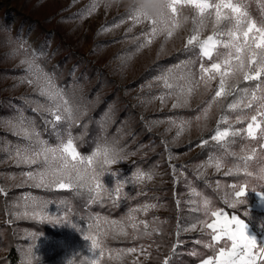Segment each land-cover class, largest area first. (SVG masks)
I'll return each mask as SVG.
<instances>
[{
    "label": "rangeland",
    "instance_id": "374dc122",
    "mask_svg": "<svg viewBox=\"0 0 264 264\" xmlns=\"http://www.w3.org/2000/svg\"><path fill=\"white\" fill-rule=\"evenodd\" d=\"M234 2L244 8L250 19L258 24L264 22V0ZM133 5H138L135 0H0V187L9 192L7 197L0 196V258L8 254V234L12 231L21 264H28L29 259L31 264H93L90 241L71 225L86 229L93 222L90 218L101 217L117 223L106 226L109 235L105 239L104 255L94 264H162L166 256L170 264H190L203 253L208 242L200 230H185L203 218V212L196 209L203 208L204 200L210 201L211 207L219 201L225 204L232 184L247 179L249 187L259 191L264 183L257 179L264 168V156L259 148L249 161L253 177L248 178L243 172L225 175L228 168L240 161L224 154L215 142L202 143L213 134L221 109L214 104L205 120L202 110L212 92L201 84L189 93L192 84L187 79L188 68L198 73L201 62L207 65L215 60V53L214 60L208 61L199 58L197 49H185L187 36L199 26L193 20L194 13L184 9L188 21L172 37H149L147 21L134 25L126 15ZM203 34H210V26ZM149 38L152 43L142 46ZM76 54L81 61L76 60ZM33 59L45 71H54L66 99L75 96L82 101L80 107L85 114L74 124L65 120L54 127L45 125L41 115L31 111L37 100H43L33 86L22 82L30 75L22 61ZM158 77H168L172 88L166 87L165 81ZM216 86L217 82L213 81L212 88ZM104 98L106 108L96 119L102 131L89 148V141L82 138L88 133L89 116ZM185 99L186 107H172ZM109 109V118L102 120V114ZM18 111L35 120L40 138L50 146L67 139L70 132L77 150L87 156L107 141L126 152H136L130 160L115 166L120 173L117 178L130 177L138 167L150 172L153 179L134 187L125 185L123 191L128 195L115 205L106 199L92 203L87 189L38 188L32 182L24 183L26 177L22 173L30 168L16 165L9 159V152L27 141L14 136L6 127V121ZM115 122L114 132L107 133ZM255 143L237 137L230 151L239 152L245 145L251 148ZM205 147L208 151L200 155L199 151ZM213 156L223 157L219 172L214 167H202ZM36 168L37 165L31 166V170ZM103 181L106 186L115 187L110 174ZM28 196L47 203L49 214L58 215L68 223H40L18 217V211H25L23 198ZM146 204L157 207L147 212L133 211ZM245 205L247 217L255 220L264 232V210L260 213L250 209L254 206L264 209V199L250 190ZM121 228L129 235H117L113 239ZM130 247H136L137 252L127 253ZM29 248L33 252L26 257ZM122 252L125 254L121 255Z\"/></svg>",
    "mask_w": 264,
    "mask_h": 264
},
{
    "label": "snow or ice",
    "instance_id": "6c2138e0",
    "mask_svg": "<svg viewBox=\"0 0 264 264\" xmlns=\"http://www.w3.org/2000/svg\"><path fill=\"white\" fill-rule=\"evenodd\" d=\"M185 8L191 9L194 13L193 20L199 25L187 36L185 49L188 51L197 49L199 58L208 61L214 60L215 53L214 62L207 65L203 62L199 64L198 73L188 68L187 79L192 84L189 93L201 84L205 90L212 92L205 101L203 118L205 120L208 118L214 104L221 109L213 134L202 143L207 145L210 141L215 142L224 154L237 157L240 161L239 164L228 168L225 175H238L243 172L245 177L251 178L253 172L249 170V161L256 156L257 148L264 156V22L258 24L255 19H250L244 8L234 0H165L159 14L149 15L140 5H133L131 12L126 15L131 17L134 25L147 21L150 25L149 37L163 35L167 39L187 23ZM209 26L210 34L204 35L203 30ZM128 31L131 32L132 29L129 28ZM151 43L152 39L149 38L142 46ZM22 63H26V71L30 74L22 82L33 86L38 97L43 98L42 102L37 100L31 111L41 115L45 125L54 127L58 122L65 120L71 125L85 114L81 111L80 99L75 96L70 100L65 98V90L56 83L54 71H45L34 59ZM185 67L187 68V65ZM158 79H163L166 87L172 88L168 83V77H158ZM213 81L217 82L215 89L212 88ZM160 100L163 102L164 97L161 96ZM187 105L188 101L185 99L183 103H173L172 107ZM110 111L111 109L103 113L101 119L109 118ZM227 113L235 115L230 116ZM196 119L199 121L201 116L198 115ZM221 125L225 127L222 128ZM6 127L14 136L27 141L26 145H18L10 151L9 159L18 166L21 164L29 166L30 170L22 175L26 177L24 183L32 182L34 187L87 189L92 203L103 202L106 199L115 205L122 196L128 195L123 191L125 185L134 187L153 179L150 172L138 167L135 172H131L130 177L117 178L120 173L115 166L122 161L130 160L136 152H126L110 142L100 143L91 155L85 156L77 150L74 138L69 132L67 139H60L55 146H50L47 141L40 138L35 120L19 111L6 121ZM180 134V131L176 133L177 136ZM237 137L256 143L251 148L245 145L239 152L230 151V146L236 143ZM32 165H37V168L31 170ZM222 166L223 157L213 156L209 158L208 164L202 167H214L219 172ZM172 168L175 173L176 166L173 165ZM106 174L114 178L115 187L106 186L103 181ZM257 179L264 181V168L260 169ZM230 188L225 204L236 211L228 213L222 208L211 207L210 201L204 200L203 208L196 209L198 212H203V218L185 229L200 230L208 237L204 247L212 250L214 255L202 258L200 264H264V242L258 243L256 238L247 234L244 217L248 212L241 208L246 204V196L250 190L264 199V183L260 184L259 191L256 187L250 188L247 179L242 183L232 184ZM8 195V190L0 187V196ZM23 199L25 211H18V217L40 223H68L58 215L49 214L47 203L39 202L31 196ZM17 207L19 208L20 205L18 204ZM156 207V204H146L142 209L133 211L147 212L149 208ZM90 219L93 222L89 223L86 229H81L76 224H72L71 227L82 231L83 238L90 241L89 251L93 253L94 264L99 256L104 255L105 239L109 235V228L106 226L117 222L101 217ZM141 223L147 227L146 222L141 221ZM132 227L135 228L136 225L133 224ZM117 235L127 237L129 233L121 228L112 238H117ZM177 246L178 241L172 246L173 251ZM32 252L33 249L29 248L25 252L26 257H30ZM126 252L135 254L137 249L130 247ZM141 252H144V249H141ZM123 254L125 253L122 252L121 255ZM28 264H31L30 259ZM162 264H170L167 256Z\"/></svg>",
    "mask_w": 264,
    "mask_h": 264
},
{
    "label": "trees",
    "instance_id": "16d2710c",
    "mask_svg": "<svg viewBox=\"0 0 264 264\" xmlns=\"http://www.w3.org/2000/svg\"><path fill=\"white\" fill-rule=\"evenodd\" d=\"M76 56V60L81 61V58L79 56ZM93 74V73H92ZM107 104V100L106 98H104L101 103L99 104L98 107H96L94 109V111L92 112V114L89 116V127H88V133L86 134V136H84L82 138V141H89V148H91V146L93 145L91 141H95L97 138L100 137V132L102 131V125L96 122V119L98 117H100L101 113L105 110V106ZM122 116V114H121ZM119 121V120H118ZM117 126V122L114 123V125L111 127L110 131H108L107 133H112L115 130V127ZM91 142V143H90ZM84 148H82L83 150ZM209 148L205 147L202 150L199 151V154H204L208 151ZM136 163H140V162H136ZM221 207H223L226 211H228L229 213H233L236 210H233L231 208H229L226 204L220 202ZM247 206L246 205H242L241 208L245 209ZM237 214H239V212H237ZM244 219H246L247 221L249 220L246 217H244ZM250 221V220H249ZM1 236V234H0ZM8 246H9V251L6 257L4 258H0V264H21L20 263V253L18 251V247L16 245V238L13 234L12 231L9 232L8 234ZM195 261V259H192V262L190 264H193Z\"/></svg>",
    "mask_w": 264,
    "mask_h": 264
},
{
    "label": "crops",
    "instance_id": "0c3cea01",
    "mask_svg": "<svg viewBox=\"0 0 264 264\" xmlns=\"http://www.w3.org/2000/svg\"><path fill=\"white\" fill-rule=\"evenodd\" d=\"M212 207L224 209L223 207H221L220 201L217 204L213 205ZM250 209L253 212H254V210H256L257 212H260V213H261V211L264 210L263 208H257L255 206L254 207H250ZM226 212H228V211H226ZM247 218L250 220V221L249 220L247 221L245 219L246 224H247V234L250 237L256 238L258 243L264 242V232L260 228V225L255 220H253V219H251L249 217H247ZM201 234H203V233L201 232ZM204 249L205 250L203 251V253L201 255H199L198 257L194 258L195 261H194L193 264H200V261H201L202 258H205L208 255H214V252L212 250H210L208 248H204Z\"/></svg>",
    "mask_w": 264,
    "mask_h": 264
},
{
    "label": "clouds",
    "instance_id": "9594fccd",
    "mask_svg": "<svg viewBox=\"0 0 264 264\" xmlns=\"http://www.w3.org/2000/svg\"><path fill=\"white\" fill-rule=\"evenodd\" d=\"M149 15L159 14L164 7L165 0H135Z\"/></svg>",
    "mask_w": 264,
    "mask_h": 264
}]
</instances>
